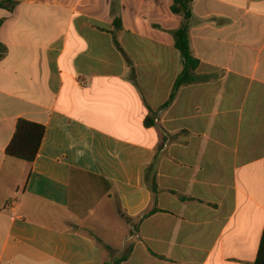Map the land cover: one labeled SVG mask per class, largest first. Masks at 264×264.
Here are the masks:
<instances>
[{
  "label": "crops",
  "instance_id": "crops-1",
  "mask_svg": "<svg viewBox=\"0 0 264 264\" xmlns=\"http://www.w3.org/2000/svg\"><path fill=\"white\" fill-rule=\"evenodd\" d=\"M11 1L0 8V264H254L264 0L193 1L196 81L165 108L184 67L173 0ZM20 118L46 127L33 162L6 153Z\"/></svg>",
  "mask_w": 264,
  "mask_h": 264
},
{
  "label": "trees",
  "instance_id": "trees-1",
  "mask_svg": "<svg viewBox=\"0 0 264 264\" xmlns=\"http://www.w3.org/2000/svg\"><path fill=\"white\" fill-rule=\"evenodd\" d=\"M194 0H173L171 11L183 16L184 21L181 27L175 32V45L180 50L183 58V70L174 83L170 100L163 106L165 108L173 100L176 92L183 85L196 81L195 70L199 65V60L192 54L190 46V18L192 16L191 4ZM11 0L0 1V8L8 7ZM120 21V19H117ZM146 125L153 124L152 119L146 120ZM46 127L44 124L33 122L25 118H20L15 129V133L6 148L7 155L15 157L26 162H33L39 152ZM151 190L155 187L149 183ZM156 209L153 208L143 214L146 217L152 214ZM127 256L116 259L112 264H120ZM109 264V263H104ZM254 264H264V230L260 242L258 256Z\"/></svg>",
  "mask_w": 264,
  "mask_h": 264
}]
</instances>
